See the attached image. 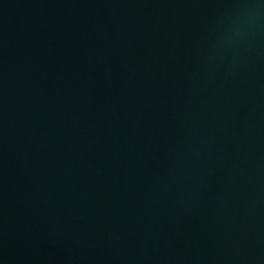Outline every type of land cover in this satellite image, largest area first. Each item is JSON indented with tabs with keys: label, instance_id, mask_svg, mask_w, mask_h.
<instances>
[{
	"label": "water",
	"instance_id": "1",
	"mask_svg": "<svg viewBox=\"0 0 264 264\" xmlns=\"http://www.w3.org/2000/svg\"><path fill=\"white\" fill-rule=\"evenodd\" d=\"M0 264H264V0H0Z\"/></svg>",
	"mask_w": 264,
	"mask_h": 264
}]
</instances>
